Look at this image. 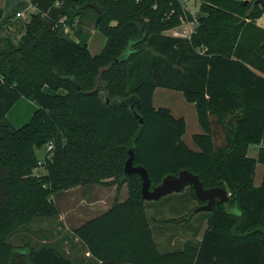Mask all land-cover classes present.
Listing matches in <instances>:
<instances>
[{
  "label": "trees",
  "instance_id": "16d2710c",
  "mask_svg": "<svg viewBox=\"0 0 264 264\" xmlns=\"http://www.w3.org/2000/svg\"><path fill=\"white\" fill-rule=\"evenodd\" d=\"M31 5L36 12L19 42L0 38V264H73L55 247L9 240L24 227L58 217L55 194L93 185L128 188L125 201L73 231L94 264H264V28L257 25L264 7L254 0ZM63 18L76 25L78 42L62 34ZM88 20L106 39L95 55L88 50ZM185 23L194 24L188 35L166 34ZM157 88L181 92L194 104L203 130L193 137L198 151L182 139L184 118L154 107ZM22 98L39 109L14 128L6 115ZM253 146H259L256 158L248 156ZM130 150L151 188L188 171L204 189H224L228 201L192 215L204 204L192 187L166 197V205L180 204L184 211L198 205L163 223L184 224L188 231L192 221L197 224L192 240L162 250L156 241L162 226L146 214L139 176L123 174ZM257 164L263 167L259 187ZM40 168L44 174H37Z\"/></svg>",
  "mask_w": 264,
  "mask_h": 264
},
{
  "label": "rangeland",
  "instance_id": "374dc122",
  "mask_svg": "<svg viewBox=\"0 0 264 264\" xmlns=\"http://www.w3.org/2000/svg\"><path fill=\"white\" fill-rule=\"evenodd\" d=\"M198 5L199 3L195 2L191 8L195 16L198 12ZM0 9L3 11V18L0 20V38L8 35L12 42L17 43L20 40L25 23L35 14V8L31 5V0H0ZM16 13H20L22 17L17 18ZM92 25V20H88L85 31L91 34L88 41V50L91 54L95 55L102 50L106 39L98 31H93ZM186 25L189 26L184 27ZM7 27H9V32ZM189 28V23L182 24L181 28L176 31V34H179L178 36L187 35L189 34ZM37 156L39 160H44L46 149L42 148L38 150ZM261 167L262 165L260 164V169ZM44 173L43 168H40L37 172V174ZM111 186L108 188L98 187V185L80 186L55 194L52 200L59 209V216L24 227L9 242L15 246H21L23 240H27L39 246L55 247L63 254L68 255L73 264H94L93 258L86 252L83 244L76 239L73 231L85 222L102 215L115 202H123L128 198V188L126 185L119 191L116 190L115 185ZM186 189L187 187L183 191L186 192ZM168 196L158 201H145L148 218H155V223L162 226L160 231H157L156 237V241L162 250L181 248L187 241L192 240V230L195 229V225L197 224V220L192 221V229L188 231V229L185 230L184 224L172 227L169 224L163 223L171 217L182 218L188 214L191 208L198 205V203H192L184 211L186 207L183 209L180 204L166 205V197ZM150 204H152V208L148 207ZM179 210L180 215L178 216ZM204 228L205 225L203 224L199 236L194 241L201 238Z\"/></svg>",
  "mask_w": 264,
  "mask_h": 264
},
{
  "label": "crops",
  "instance_id": "0c3cea01",
  "mask_svg": "<svg viewBox=\"0 0 264 264\" xmlns=\"http://www.w3.org/2000/svg\"><path fill=\"white\" fill-rule=\"evenodd\" d=\"M21 17L22 16L17 17V18H21ZM189 24H190L189 33H191L192 30L194 29V24L193 23H189ZM188 26L189 25H186L184 27H188ZM180 28L168 31L166 34L178 36L179 34L177 35L176 31L179 30ZM23 33H24V29L20 35V38L23 35ZM180 36H186V35H180ZM12 43L14 45L17 44L16 42H12ZM0 82H1V77H0ZM176 93H181V92L177 91L174 93L173 90L164 89V88L155 89L153 93V105L155 108H167L175 118H184L185 123H186V130H185V133L182 139L184 143L191 150L198 151L199 149L194 143L193 137L197 134L203 133V130L200 124L198 123L196 108L194 104L188 103L185 100L184 96H182V94H176ZM38 109L39 108L36 105V103L22 98L12 107V109L6 115V118L8 122L14 128H20L29 122L33 114ZM258 149H259V146L251 147L248 150V156L250 158H256L258 154ZM262 175H263V167H261L260 169V164H257L256 169H255V175H254V186L255 187L260 186L261 181H262ZM98 187L108 188L112 186L98 185Z\"/></svg>",
  "mask_w": 264,
  "mask_h": 264
},
{
  "label": "water",
  "instance_id": "95a60500",
  "mask_svg": "<svg viewBox=\"0 0 264 264\" xmlns=\"http://www.w3.org/2000/svg\"><path fill=\"white\" fill-rule=\"evenodd\" d=\"M251 0H245L248 3ZM255 4L264 7V0H254ZM264 47V43L262 45ZM128 159L125 162L123 174L125 177L138 175L141 180V197L144 201H158L161 198L173 193H181L186 187H192L198 201L204 203L195 208L192 215L200 212H210L214 205L225 204L229 195L222 188L204 189L197 176L188 171H181L177 176L165 177L161 184L151 188L147 171L140 166L133 165V151L128 152Z\"/></svg>",
  "mask_w": 264,
  "mask_h": 264
},
{
  "label": "built area",
  "instance_id": "2783aa9c",
  "mask_svg": "<svg viewBox=\"0 0 264 264\" xmlns=\"http://www.w3.org/2000/svg\"><path fill=\"white\" fill-rule=\"evenodd\" d=\"M242 1H245V0H242ZM56 7H59L60 4L59 3H56L55 4ZM21 15L18 13L16 14V17H20ZM257 25L259 27H262L264 28V15L257 21ZM76 25L75 24H72L70 25L66 18H63L61 21H60V29L62 31V34L68 38H70L71 40L75 41V42H78L76 36L74 35V30H75V27ZM47 151H51L53 148H52V145H48L47 146Z\"/></svg>",
  "mask_w": 264,
  "mask_h": 264
}]
</instances>
